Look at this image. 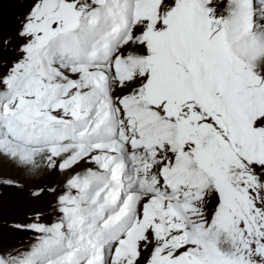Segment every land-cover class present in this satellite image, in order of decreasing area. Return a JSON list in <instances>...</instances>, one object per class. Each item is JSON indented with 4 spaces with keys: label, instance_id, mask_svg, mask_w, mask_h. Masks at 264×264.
<instances>
[{
    "label": "snow or ice",
    "instance_id": "obj_1",
    "mask_svg": "<svg viewBox=\"0 0 264 264\" xmlns=\"http://www.w3.org/2000/svg\"><path fill=\"white\" fill-rule=\"evenodd\" d=\"M0 188V264H264V0H0Z\"/></svg>",
    "mask_w": 264,
    "mask_h": 264
},
{
    "label": "rangeland",
    "instance_id": "obj_2",
    "mask_svg": "<svg viewBox=\"0 0 264 264\" xmlns=\"http://www.w3.org/2000/svg\"><path fill=\"white\" fill-rule=\"evenodd\" d=\"M6 176H13L19 178V174L12 170H5ZM50 197H44L40 200H32L29 198V191L19 192L11 188H0V204L8 211V219H15L19 214L22 217L24 211L45 208ZM6 233V243L7 241V229ZM16 239H26V234L14 233L12 234Z\"/></svg>",
    "mask_w": 264,
    "mask_h": 264
}]
</instances>
